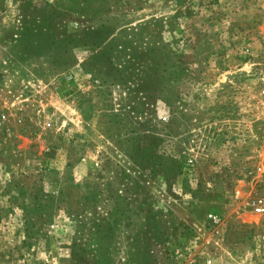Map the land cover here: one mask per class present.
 <instances>
[{"label": "rangeland", "instance_id": "374dc122", "mask_svg": "<svg viewBox=\"0 0 264 264\" xmlns=\"http://www.w3.org/2000/svg\"><path fill=\"white\" fill-rule=\"evenodd\" d=\"M264 0H0V264H264Z\"/></svg>", "mask_w": 264, "mask_h": 264}, {"label": "built area", "instance_id": "2783aa9c", "mask_svg": "<svg viewBox=\"0 0 264 264\" xmlns=\"http://www.w3.org/2000/svg\"><path fill=\"white\" fill-rule=\"evenodd\" d=\"M256 212H257V213H263V212H264V209H263V208H258V209L256 210Z\"/></svg>", "mask_w": 264, "mask_h": 264}]
</instances>
